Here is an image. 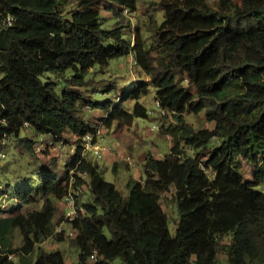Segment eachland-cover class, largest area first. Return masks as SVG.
I'll list each match as a JSON object with an SVG mask.
<instances>
[{"label": "trees", "instance_id": "16d2710c", "mask_svg": "<svg viewBox=\"0 0 264 264\" xmlns=\"http://www.w3.org/2000/svg\"><path fill=\"white\" fill-rule=\"evenodd\" d=\"M69 1L0 0V149L13 137L19 155L41 163L15 182L5 178L0 200L4 194L23 203L38 202V193L44 197L40 210L0 216V264H69L60 249L39 248L32 262L24 257L53 232L51 197L85 183L78 172L89 177L93 201L81 204L86 213L73 221L77 264H221L222 254L229 264H264V189L258 188L264 184V0H161L165 18L152 49L141 38L132 45L124 25L102 21L105 4L135 8L136 0H76L73 10ZM9 15L12 26L5 25ZM130 53L153 74L156 100L182 125L187 110L205 111L215 125H183L195 155H184L172 135L165 157L147 154L145 176L131 179L126 196L84 157L82 141L92 131L83 118L88 104L105 109L109 123L148 115L139 102L133 113L124 107L148 93L146 82L120 90L108 81L100 89L95 78H85L91 68ZM50 72L62 87L47 78ZM178 75H185L187 86ZM89 90L115 92L119 100L100 104ZM26 127L52 143L75 145L77 154L60 166L48 157V143L40 148V140L22 135ZM169 193L181 215L175 235L162 201ZM17 228L20 248L10 239Z\"/></svg>", "mask_w": 264, "mask_h": 264}, {"label": "rangeland", "instance_id": "374dc122", "mask_svg": "<svg viewBox=\"0 0 264 264\" xmlns=\"http://www.w3.org/2000/svg\"><path fill=\"white\" fill-rule=\"evenodd\" d=\"M214 1L211 0L212 3ZM76 5V0H70L67 8L73 10L77 7ZM102 14V21L105 26L110 27L115 23L124 25L125 38L132 45L135 44L136 38H141L148 49H152L155 30L165 18V10L161 5V0H136L135 8L125 6L122 9L118 5L105 4ZM151 54L154 57L152 59L153 64L157 67L159 64L157 50H152ZM89 77L95 78L96 87H100V89L106 88L105 86L108 85V81L117 82L120 90L126 87L132 88L139 85L140 82H146L148 86V93L142 95L139 99L131 98L125 101L124 107L132 113L137 102L148 110L147 116H135L130 122H121L119 120L107 122L108 113L99 105L88 104L84 108L83 118L92 130L90 134H94L95 140L108 145L111 147V150L105 155L104 159H98L93 151L85 148V141L83 139V155L87 160L98 164L103 170L102 175L104 179L115 183L126 196L130 195L131 188L129 182L131 179L144 178V165L147 154L153 153L156 157H165L171 148L170 139L172 135L180 142L184 155H195V150L188 147L184 141L187 132L184 130L183 125L194 130L202 128L212 129L215 125L214 122L207 119L205 111H201L200 113L185 111L183 113L185 122L183 125L178 121L177 113L168 110L164 112L160 111L156 106L157 87L153 83V74L140 62L136 61L133 53L113 59L108 65H97L91 68L90 74L85 75V78ZM47 78L49 80H56L59 87L63 86L61 80H58L54 73L50 72ZM177 79L179 83L185 86L188 85L185 75H178ZM87 95H92L93 99L100 104L108 100H119L117 93H109L107 90L101 93L89 90ZM152 110L154 111L153 113L150 112ZM22 135H28L40 140L38 142L40 148H43L48 143V147L50 148L48 157H56L62 167L66 161L77 154L75 145L63 144L61 142L52 143L49 135H39L32 127H26ZM15 144L16 139L13 137L2 141L0 149V180L2 182L0 187L4 185L3 180L5 178H9V180L15 182L19 178L16 177L17 175L30 173L40 168L41 163L39 160L31 159L32 161H29L28 158L19 155ZM243 164L248 169L249 175L252 176L253 167L250 165V162L243 160ZM75 172L76 170H72V174ZM208 172L214 176L212 170ZM78 175L82 177L85 183L77 187L73 185L70 193L79 206L92 202L93 195L88 185L89 177L81 172H78ZM37 181L38 179H36V183ZM258 188L264 189V184ZM37 197L40 199L38 202L23 203L15 197H9V195L4 194L2 200H0V216L26 214L40 210L43 206L44 197L41 193H38ZM51 201L54 205L53 232L47 237L41 236L35 244V253L30 256L26 255L24 258L32 262L37 257L39 248L48 250L60 249L69 264H77L79 248L72 242L77 234V229L73 226V223L71 224L66 219L69 206L67 197H51ZM162 201L169 215L168 226L170 233L175 235L181 216L177 199H173L169 193ZM60 226H62V230L58 231ZM59 234L62 236L61 239H59ZM10 239L14 248H20L24 244L23 236L18 228L10 234ZM230 239L231 237H227L225 241L228 242ZM10 258L16 262H22V258L18 254L10 255ZM220 262L221 264H229L227 255H220Z\"/></svg>", "mask_w": 264, "mask_h": 264}, {"label": "built area", "instance_id": "2783aa9c", "mask_svg": "<svg viewBox=\"0 0 264 264\" xmlns=\"http://www.w3.org/2000/svg\"><path fill=\"white\" fill-rule=\"evenodd\" d=\"M13 24H14V17L11 15L7 16L5 20V25L12 26ZM156 106L162 112L166 110L161 106V103L159 100H156ZM150 112L153 113L154 111L152 110ZM84 141H85L84 142L85 148L93 151L95 156L98 159H104L105 155L111 150V147H109L108 145L103 144L102 142H99L98 140H95L94 134L91 135L90 132H88L85 135ZM65 197H67V201L69 202L68 211L66 213V219L68 220V222L72 224L75 218H77L80 215H85L86 210L84 206L77 205L71 193L67 194ZM61 230H62V226L58 228V231H61Z\"/></svg>", "mask_w": 264, "mask_h": 264}]
</instances>
